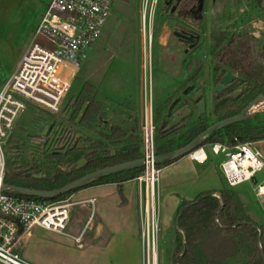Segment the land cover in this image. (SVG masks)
Masks as SVG:
<instances>
[{
  "label": "rangeland",
  "instance_id": "1",
  "mask_svg": "<svg viewBox=\"0 0 264 264\" xmlns=\"http://www.w3.org/2000/svg\"><path fill=\"white\" fill-rule=\"evenodd\" d=\"M49 0H0V79L8 73L9 69L16 62L20 56L22 49L29 41L32 35V29L37 19L40 21L43 13L46 10ZM219 4L223 5L222 12L212 11L213 0H203L202 8V25L200 29V52L201 61L197 67H194L188 72L186 69L180 70L177 77V89L172 92V85L175 86V78L171 77V72L175 69H181L182 61L170 60L169 55L164 52V44L168 42V47H180L177 43L176 29H180L179 24L192 22L191 18H187L181 11L175 14L174 18L170 19V12L164 8L163 0H158L155 13L152 19V31L150 27L146 29V45L144 46V30L142 25V7L143 0H114L113 13L108 19L102 38L98 45L86 52V57L82 61V66L77 78L72 87L68 91L67 96L63 100L60 110L56 113H49L47 111L38 109L29 105L28 108L19 118L16 128L11 137L10 144H16L19 151V157L11 160L6 153V174L10 179L14 176V170H27L31 172L33 169H28L31 166L41 167L44 171L50 173L57 168H65L64 155L68 149L73 145H77L78 140L87 136L95 138V134L99 135L100 130L104 127L109 129L112 124L121 123L127 120L126 115L113 117V108L104 109L101 115L97 113L93 122L92 128H88L86 123L80 121L81 112L74 114V103L79 97V90L85 76L89 71H94V75L89 79L95 84L111 88L113 86L129 88L130 93H134L133 110H128L127 113L133 115L131 122L139 120L140 104L144 90V68H145V51L147 57V64L151 61V82H152V98L153 105L156 107V100L160 99L159 113L164 111V119H160V129L169 128V116L167 113L171 109H175L170 99L175 96L181 97L182 88L184 89V97L179 103L180 107L177 110L178 114H182L189 106L197 110V104L200 101L207 103V108L204 113L205 122L211 124L220 120L224 115L230 111L236 110L240 106H246L251 100L257 90L245 91V86L240 89L241 93L234 96L237 100L227 104L225 107L215 110V101L213 99V87L221 76L219 64L213 59L212 53L217 48L224 44L225 41H217L215 33L248 31L259 33L264 44L263 29H257L258 25L264 28V5L258 4V0H219ZM264 4V3H263ZM259 5V6H258ZM229 14V15H228ZM148 15V14H147ZM254 22L252 25L251 23ZM179 23V24H178ZM186 25V24H184ZM187 26V25H186ZM255 26L256 28H254ZM178 27V28H177ZM175 30V31H174ZM186 30V29H185ZM34 31V30H33ZM173 33V34H172ZM253 34V33H251ZM173 43V44H172ZM264 51V49H263ZM162 52L164 54H162ZM185 64V62H184ZM99 71L96 73L95 69ZM226 67H224V70ZM147 78V83H148ZM167 87L168 91L172 93H161L160 88ZM171 88V89H170ZM237 90V91H238ZM199 95L197 98L196 96ZM110 102L107 103L109 106ZM259 104V103H258ZM99 115V116H98ZM162 115V114H161ZM195 114L190 115L193 117ZM157 120V112L155 113ZM104 121V122H103ZM128 121V120H127ZM193 122H187L183 129L178 133L170 135L169 137H161L158 129L156 135L157 152L158 148L164 146L167 142H172L176 149L184 140L182 135L191 128ZM262 125L264 124V102L257 108L256 111H249L247 118L240 123L241 126L247 125ZM157 126V121H156ZM33 129L45 136L35 138L28 133V129ZM141 129V124H140ZM164 129V130H165ZM227 128L222 129L221 134L225 135ZM207 144V145H206ZM228 144V143H227ZM18 145V146H17ZM94 146L91 142L90 146ZM208 150H210V173L208 185L210 189L221 190L228 187V183L224 174L222 173L219 163L224 159V154H214L211 151L209 143H205ZM257 150L261 152L264 157V139L254 143ZM9 148V147H8ZM7 148V149H8ZM16 148V149H17ZM178 151V150H175ZM173 151V152H175ZM60 154L54 156L52 154ZM76 163V162H75ZM85 164L80 168L84 169ZM180 167H171L164 169L159 173L158 183V198H159V231L157 234V264H176L174 260V252L176 248V218L177 210L181 201L189 198L191 193L195 192L197 185L195 183H187V190L189 192L185 195L183 184L174 183L172 186L165 184L166 177L169 175H176ZM133 184H136L133 182ZM264 185V173L259 174L255 180L244 182L234 188L244 206L246 214L250 219L262 228L264 236V194L259 196L258 186ZM190 190V191H189ZM219 195V193H216ZM71 195V194H70ZM70 195L64 199L70 200ZM91 202H85L80 206H73L70 209V219L73 226L78 225L77 216L75 214H91L93 222H98L103 214L116 215L121 211L118 209L116 201L110 200L107 205L108 208L100 206V199L97 194L90 193L86 196L95 197ZM112 195L110 196V198ZM74 197L73 199H75ZM106 208V209H105ZM130 214V210L128 211ZM139 215V229L141 230V218ZM115 218V217H114ZM106 228H116L117 223L120 226H126L123 220L112 222V219L106 220ZM33 229V228H32ZM39 227L34 229L37 231ZM67 231H72L71 225L66 227ZM57 241L62 240L60 236L54 237ZM123 240L124 238H120ZM56 240L50 244L51 253L54 264H63L61 259V247H59ZM119 240V239H118ZM117 239L113 242L108 239V236L103 237V248L105 253L101 261L102 264H116L118 261L117 254L114 249L110 248L116 245ZM32 244L19 250L21 256L28 262L35 264L34 251ZM116 247V246H115ZM143 252V248L141 250ZM144 253V252H143ZM144 256V254H143ZM143 256L140 257V264H143ZM34 261V262H33ZM37 262V261H36ZM98 260V264H101ZM145 264V261H144ZM226 264H238L232 261ZM240 264V263H239Z\"/></svg>",
  "mask_w": 264,
  "mask_h": 264
},
{
  "label": "built area",
  "instance_id": "2",
  "mask_svg": "<svg viewBox=\"0 0 264 264\" xmlns=\"http://www.w3.org/2000/svg\"><path fill=\"white\" fill-rule=\"evenodd\" d=\"M157 3L158 0H143L144 46L147 14L150 33ZM113 6L114 0H50L15 70L0 87V264H32L19 253L32 228L38 226L60 233L66 229L74 202L68 199L35 200L5 184L7 148L19 118L29 105L49 113L60 110L86 52L98 43ZM144 70L140 129L143 165L135 179L139 184L144 261L145 264H157L160 168L155 161L157 126L151 61L149 56L147 64L146 51ZM263 102L254 105L250 111H256ZM254 143L239 142L232 146L226 142L209 143L214 154H224L219 166L228 187L250 182L264 173V157ZM203 147L189 155L204 162L208 155ZM197 153L198 157L194 156ZM258 188V195H263L264 185L260 184Z\"/></svg>",
  "mask_w": 264,
  "mask_h": 264
},
{
  "label": "trees",
  "instance_id": "3",
  "mask_svg": "<svg viewBox=\"0 0 264 264\" xmlns=\"http://www.w3.org/2000/svg\"><path fill=\"white\" fill-rule=\"evenodd\" d=\"M228 35L229 33L227 32V37ZM261 39V37H257L248 31L233 32L229 35L227 41L215 51V61L236 73V78L230 88L215 97V110L225 107L228 102L231 103L237 100L238 98L234 97L233 93L242 86H245V91L257 90L253 97L264 94V44ZM217 41H224V37L221 36ZM82 104L83 99L78 98L74 103L72 116L80 112ZM243 108V106H240L224 115L221 119L239 114ZM98 110L97 102L93 99L89 100L88 105L81 114L80 121L86 123L88 128H92L91 123ZM188 118L190 116L183 121ZM242 121L212 130L203 137L200 146L214 142H226L229 146H232L239 142L264 139V124L241 126L240 123ZM208 126L209 124L203 121L189 128L182 135L184 140L176 149L173 143L169 141L158 148L157 154H167L183 148ZM178 127L179 125L162 130L160 136L166 137ZM224 128H227L225 135L221 134ZM122 134H124V130L119 127L100 131V135L106 139L119 137ZM34 137L39 138L38 136ZM95 142L94 140L93 143ZM16 148V144H10L7 149V156L13 161L19 157V151ZM93 148L86 151L75 144L64 155L65 168H57L52 173L44 171L37 166L29 167L28 169H33L31 172L14 170L12 179L8 177V174L5 175V184L8 186L54 190L94 170L140 158L137 154L98 155ZM52 154L60 156V154H54V152ZM68 155H73V158L69 159ZM83 158L87 159L84 169L70 168V166H75ZM173 161L158 163L157 167L161 168ZM140 171L141 167L124 170L112 175L98 176L88 186L96 183H120L135 179ZM36 173L44 174V176L37 178L34 176ZM75 191L77 190L52 199L22 195L35 200L54 201L64 199ZM218 193L219 195L216 194V191H205L194 199H183L179 204L176 218V248L174 252L176 264H226L232 261H236L238 264H264V236L262 228L255 224L246 214L235 190L227 187L221 189Z\"/></svg>",
  "mask_w": 264,
  "mask_h": 264
},
{
  "label": "crops",
  "instance_id": "4",
  "mask_svg": "<svg viewBox=\"0 0 264 264\" xmlns=\"http://www.w3.org/2000/svg\"><path fill=\"white\" fill-rule=\"evenodd\" d=\"M214 1V0H213ZM50 2V0L48 1ZM259 4V2H258ZM261 5V7L264 5ZM258 5V6H259ZM229 15V14H228ZM143 21V19H142ZM148 21V20H147ZM146 21V29H148V22ZM39 23V20L37 19L36 23H34V27L32 29V35L29 39V41L26 43L25 47L22 49V52L20 56L17 58L16 62L13 64V66L9 69L8 73L3 75L4 77L0 79V87L5 82V80L12 74V72L15 70L19 60L21 59V56L26 49V47L29 45L34 31ZM252 25L254 22L251 23ZM264 24V22H263ZM257 29H263L262 33L264 34V28H261V26L258 25ZM34 30V31H33ZM146 31V30H145ZM104 32V30H103ZM102 32V35H103ZM229 35L232 33V30L227 31ZM253 33L255 36H260L259 33ZM102 35L96 45L99 44ZM228 35V37H229ZM227 37V39H228ZM95 45V46H96ZM82 66V63H81ZM182 68V64L180 66ZM81 70V68H80ZM181 69H175L174 72H171V77L177 79L178 75L180 74ZM99 71L98 68L95 69V72L97 73ZM80 72V71H79ZM94 75V71H89V73L85 76L84 81L82 82V85L79 90L78 98L83 99V104L81 109H85V107L88 105L89 100L93 99L97 102L98 105V113L100 111H104V109H109V107L113 108V117H116L115 115L122 116L126 115L127 120H124L121 123L112 124L109 128L112 127H119L121 130H124V134L119 137H114L112 139H106L103 136L98 134H95V138L93 137H84L78 140V147L84 148L86 151L93 148V145H91V142L94 140L96 141L94 143L95 151L98 155H116V154H128L133 155L137 154L141 158L142 154V144H141V134H140V124H141V116L142 112H140L139 120L136 119V121L131 122L133 119V115L128 114V110H133V102L134 100V93H130L129 88L125 87H117L113 86L111 88H105L104 86H101L99 84L93 83L91 80H89ZM172 92H174L177 89V80L175 81V86ZM171 89V88H170ZM160 91L162 94L166 96L168 93H172L168 91L167 87L160 88ZM168 96V95H167ZM166 96V97H167ZM77 98V99H78ZM168 98V97H167ZM171 100V99H170ZM110 102L109 106L107 103ZM172 104L175 105V109H171L170 112L167 113V116H169V123L171 121L179 116L177 110H179L180 104L182 101H173L171 100ZM142 103L143 98H141V104H140V111H142ZM154 103V102H153ZM159 103L160 99L156 100V107L155 104L153 105L155 113L157 112V132L158 129L161 132L165 128H161L160 119H164V111L161 114L158 111L159 109ZM207 108V103H206ZM82 110V112H83ZM81 112V114H82ZM103 112L100 113V115ZM99 116V115H98ZM205 116L202 114L201 116L194 115L193 117L186 119V121H182L179 124V127L172 131L170 134H168L166 137H169L170 135L178 133L181 129H183L187 124V122L190 123V121L193 122V126H196L203 121L205 122ZM156 119V118H155ZM104 122V121H103ZM210 125V124H209ZM191 127V128H192ZM105 128L103 127L102 130ZM188 130V129H187ZM101 131V130H100ZM171 137V136H170ZM259 141V140H258ZM101 142V144H100ZM257 142V141H255ZM207 145V144H206ZM206 145L204 144L203 149L204 152L207 153L208 158L204 161H198L195 160L190 155L183 156L163 167L160 168V173L166 169L171 167H180L178 171L176 172V175H169L166 177V183L169 186H172L175 182L183 184L182 187L184 188L185 195L189 192H186L187 190V183H195L197 185V190L193 193H191L190 199H194L196 196H198L200 193L205 191H216L219 192L220 190L217 189H210V186L208 185L209 181V171H210V150L207 149ZM204 155V154H203ZM69 159L73 158V155H68ZM135 182L136 184H133ZM188 191V190H187ZM190 191V190H189ZM95 193L99 196L100 199V206H104L108 208V204L113 199L116 201L118 209L121 211L120 213H117L115 216L110 215L108 213L101 215L100 221L93 222V219H91V214H75L76 218L73 220L75 221L77 219V222L79 221L78 225L75 224L74 226L70 224L71 219L69 217V221L66 225V227L71 225L72 231L65 230L64 233L55 232L51 230L44 229L42 227H39L37 231L36 227H34L31 231L29 236H27L26 242L23 244L22 248H26L27 245L30 243L32 244V250L34 251V258L36 259L35 264H54L53 262V256L50 249V244L53 240H56L54 237L60 236L62 240L57 241L59 247H61V259L63 260V264H98V260H100V263L103 259V255L105 253L104 248L102 247L104 244L103 237L106 235L108 236V239L111 240V242L114 241V239H119L116 242V247L113 246L110 249L115 251L117 254L118 261H115L116 264H140V257L143 256V252H141L143 248L142 239H141V230L139 229V184L136 179H130L126 181H122L120 183L117 182H109V183H96L84 188H81L75 192H73L70 195V200L74 202L73 206H80L81 204H84L85 202H89L90 199H94L95 197L86 196L90 193ZM112 197L110 198V196ZM76 197L75 199H73ZM187 199V198H185ZM189 199V198H188ZM105 208V209H106ZM130 210V214L129 211ZM115 217V218H114ZM109 218L113 221H121L123 220L126 222V226H120L118 223L116 225V228H106L105 221L109 220ZM76 222V221H75ZM38 227V226H37ZM80 237L78 240L77 238ZM124 238L121 240L120 238ZM21 248V249H22ZM34 262V261H33ZM102 264V263H101ZM143 264H144V256H143Z\"/></svg>",
  "mask_w": 264,
  "mask_h": 264
},
{
  "label": "water",
  "instance_id": "5",
  "mask_svg": "<svg viewBox=\"0 0 264 264\" xmlns=\"http://www.w3.org/2000/svg\"><path fill=\"white\" fill-rule=\"evenodd\" d=\"M236 78V73L231 70L227 69L225 74L220 78L218 84L215 87V92H221L222 90L230 87L234 80ZM241 93V90L235 91L233 93V96H237V94ZM199 95L196 96V98ZM264 101V94H259L256 96L253 100H251L239 114L223 118L221 120H218L214 123H211L201 134H199L196 138H194L190 143H188L186 146L183 148L179 149L178 151L175 152H170L167 154H157L155 157L156 163H162L166 161H173L177 160L183 156L191 154L195 149H197L200 144L203 141V137L207 135L209 132H211L214 129L217 128H223L229 124L237 123L239 121H242L247 118V115L250 111V109ZM206 111V103L204 101H200L197 104V110H194L191 106H189L185 111L182 112L179 116L175 117L171 123L170 127H174L179 125L185 118L189 117L192 113L195 114L196 116H201L204 114ZM47 130L44 131V134L46 133ZM28 133L32 136H42L44 134L38 133L33 129H28ZM85 163H87V159L83 158L80 159L75 168L79 169L81 168ZM143 165V158H137L128 162H123L120 164L112 165V166H106L104 168H100L97 170H94L92 172H89L73 181L70 183L64 185L61 188L54 189V190H41V189H35V188H26V187H21V186H10L11 189L17 191L18 193L21 194H26V195H32V196H37V197H42L45 199H52L55 198L59 195L71 192L73 190H79L80 188H84L85 186H88L93 179H95L98 176H105V175H112L117 172H121L124 170L128 169H133V168H140ZM74 166H70V168H73ZM35 177L40 178L43 177L44 174H34Z\"/></svg>",
  "mask_w": 264,
  "mask_h": 264
},
{
  "label": "flooded vegetation",
  "instance_id": "6",
  "mask_svg": "<svg viewBox=\"0 0 264 264\" xmlns=\"http://www.w3.org/2000/svg\"><path fill=\"white\" fill-rule=\"evenodd\" d=\"M164 2V8L170 12V19L172 20L175 16V14H179L180 11L187 16V18H191L190 23L182 21V23H178L180 26V29H176L178 32L177 34H174L177 37L178 44L180 47H168V42L165 43L164 46V52L167 53V55L171 56L170 60H180L182 61V68L181 70L186 69V71L189 74V71H191L194 67L198 66V63L201 61V53L198 52L200 48V28L202 25V8H203V0H163ZM219 0L213 1V7L212 11H220L222 12L223 5L219 4ZM260 4L264 3V0H258ZM186 24V25H184ZM256 28L255 26H253ZM178 28V27H177ZM186 29V30H185ZM152 31V27H151ZM175 31V30H174ZM173 34V33H172ZM224 37V41H227V32H218L215 33L216 40L220 39V37ZM173 44V43H172ZM162 54H164L162 52ZM215 51L212 53V57L214 59ZM215 60V59H214ZM185 62V64H184ZM219 69L221 70V76L219 77L218 81L214 85V89L216 85L218 84L220 78L225 74L227 68L224 70V66L219 65ZM230 87L222 90L221 92H215L213 89V99L215 97L219 96L221 93L226 92ZM184 88H182V95L181 97L175 96L171 100L173 101H179L182 100L184 97ZM229 104V102L227 103ZM245 107V105L243 106ZM221 120V119H220ZM214 123V122H213ZM45 136V135H42ZM77 164V163H76ZM75 164V166H76ZM86 164V163H85ZM74 166V167H75ZM77 169V168H76ZM85 175V174H84Z\"/></svg>",
  "mask_w": 264,
  "mask_h": 264
},
{
  "label": "bare ground",
  "instance_id": "7",
  "mask_svg": "<svg viewBox=\"0 0 264 264\" xmlns=\"http://www.w3.org/2000/svg\"><path fill=\"white\" fill-rule=\"evenodd\" d=\"M148 20V15H147V18H146V21ZM148 22V21H147ZM148 85H149V82H148ZM194 156L198 157V153L195 154Z\"/></svg>",
  "mask_w": 264,
  "mask_h": 264
}]
</instances>
